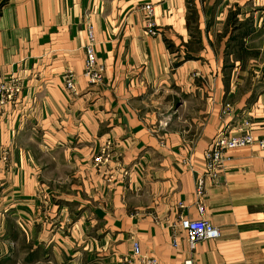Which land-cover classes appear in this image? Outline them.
<instances>
[{
    "label": "crops",
    "instance_id": "obj_1",
    "mask_svg": "<svg viewBox=\"0 0 264 264\" xmlns=\"http://www.w3.org/2000/svg\"><path fill=\"white\" fill-rule=\"evenodd\" d=\"M263 4L0 0V78L23 83L0 109V264H139L134 242L159 264H264V94L242 89V46L227 40L230 10L257 23ZM90 25L105 68L94 86ZM226 131L256 142L212 178L204 154ZM181 218L220 237L190 251Z\"/></svg>",
    "mask_w": 264,
    "mask_h": 264
},
{
    "label": "built area",
    "instance_id": "obj_2",
    "mask_svg": "<svg viewBox=\"0 0 264 264\" xmlns=\"http://www.w3.org/2000/svg\"><path fill=\"white\" fill-rule=\"evenodd\" d=\"M141 10L146 15L145 30L148 36H157V26L154 19L153 5L146 4L141 7ZM87 44L85 46V68L83 76L90 85L100 84L104 80L105 68L98 63L96 55V40L92 26L87 27ZM66 90L70 94L75 92V75L71 71L65 72L63 76ZM23 91L22 80L16 75L0 78V109L10 102H17ZM246 127L249 122H245ZM256 139L251 133L242 135H233L230 132H221L217 134L212 143L205 151L206 159V175L216 178L223 168L224 155L228 150L242 148L253 145ZM260 148H264V140L258 141ZM96 162H102L101 157L95 159ZM106 161V159H104ZM205 179L198 182L197 194L202 196L204 194ZM202 212V208L200 207ZM181 229L187 234V240L190 251H193L199 242L207 240H215L220 237V231L214 227L209 221L205 219L190 220L188 218H181ZM132 259L137 260L139 264H159L158 260L152 257L144 256L141 254L140 245L138 242L133 243ZM128 264L132 260L125 259ZM133 263V262H132ZM183 264H197L192 258L184 261Z\"/></svg>",
    "mask_w": 264,
    "mask_h": 264
},
{
    "label": "rangeland",
    "instance_id": "obj_3",
    "mask_svg": "<svg viewBox=\"0 0 264 264\" xmlns=\"http://www.w3.org/2000/svg\"><path fill=\"white\" fill-rule=\"evenodd\" d=\"M261 6V19L257 23L247 18L244 22L238 21L231 17L235 11L230 10L227 29V33L232 34L237 29L240 30L238 35L227 38L228 45L242 46L243 51L238 54V60L243 67L242 78L239 79L242 81V89L247 91L253 88L256 96L264 94V4Z\"/></svg>",
    "mask_w": 264,
    "mask_h": 264
}]
</instances>
